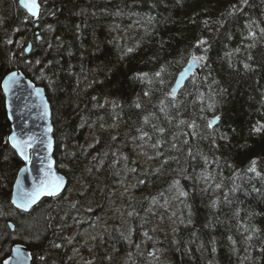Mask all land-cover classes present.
Segmentation results:
<instances>
[{
	"label": "trees",
	"instance_id": "16d2710c",
	"mask_svg": "<svg viewBox=\"0 0 264 264\" xmlns=\"http://www.w3.org/2000/svg\"><path fill=\"white\" fill-rule=\"evenodd\" d=\"M18 1L0 0V264L15 243L32 264H264V0H39L35 20ZM16 69L45 90L68 180L28 212L10 201Z\"/></svg>",
	"mask_w": 264,
	"mask_h": 264
},
{
	"label": "water",
	"instance_id": "95a60500",
	"mask_svg": "<svg viewBox=\"0 0 264 264\" xmlns=\"http://www.w3.org/2000/svg\"><path fill=\"white\" fill-rule=\"evenodd\" d=\"M18 2L20 7L27 12L26 8L21 4V0ZM37 3L39 5V0H37ZM38 16L30 17L35 20ZM29 45L31 46V42H29L25 48ZM30 50L26 53H29ZM190 60L191 57L177 74L170 89V93L172 95L177 94L192 75L199 73L202 62L190 63ZM13 72L16 73L14 78L11 77V73ZM6 80L9 81L7 85L5 84ZM13 80L15 83L12 82ZM1 89L4 95L6 116L10 124V133L8 134V137L15 134L18 141H30L32 143V147L26 149L29 158L25 160L23 156L20 155V152L13 148L12 143L7 137L9 145L22 161V165L18 169L11 189L10 198L11 204L16 209L21 210L12 203L13 193L17 191H32L34 186H36L44 177V172L48 170L47 166L49 162H51L52 165L51 173L55 176L61 177L63 180V187L57 195L64 192L67 187L68 180L56 166L54 157L55 140L51 120V108L44 88L32 82L22 70L16 69L10 71L4 76L1 81ZM218 119L219 118L217 116L211 119V126H214L218 122ZM49 140L51 141L50 148L47 146V142ZM55 196L46 194L41 195L40 199L35 204L31 205L28 211L37 205L43 198H52ZM9 226L12 229L14 227L12 222H9ZM16 249L22 250L25 254L23 258L18 256ZM5 260H9V264H31L32 249L22 243H15L11 247L10 254L3 260L2 264H4Z\"/></svg>",
	"mask_w": 264,
	"mask_h": 264
},
{
	"label": "snow or ice",
	"instance_id": "6c2138e0",
	"mask_svg": "<svg viewBox=\"0 0 264 264\" xmlns=\"http://www.w3.org/2000/svg\"><path fill=\"white\" fill-rule=\"evenodd\" d=\"M247 0H241V3H246ZM21 4L26 8L27 12L32 17H37L39 13V5L37 3V0H21ZM232 8L234 10H238L236 8V5H233ZM27 19V17H26ZM18 31V29H17ZM262 34H264V29L260 30ZM249 37H255L256 33L249 31L248 33ZM37 39H39V36L37 35ZM8 44H12L13 41L11 39L7 40ZM19 44V42H17ZM207 42L204 40H199L198 45L204 46ZM31 46L29 45L27 48H25V52H28L30 50ZM128 52H132L133 49H128ZM238 51V50H237ZM205 52H207V48H205ZM228 55V54H226ZM207 57L205 55H193L191 57L190 63H200L204 61ZM37 64L40 63L39 60L36 61ZM244 67L247 69L249 65L245 64ZM155 75L158 77L160 76V72H156ZM16 73H11V77H15ZM148 76L147 73H134L132 78L133 79H139L143 81ZM15 83V81H12ZM9 81H5V84L7 85ZM147 95V93H145ZM95 99V97L93 98ZM99 107H103V105H98ZM141 105L136 104V107L139 108ZM113 107H117V105L114 103ZM211 107V105L209 106ZM146 119V118H145ZM183 123V121H181ZM209 127H211V124H209ZM262 129H264V125L257 126L253 129L255 132H260ZM160 131H163V129H159ZM144 135H147L146 133ZM31 139V138H30ZM115 139V137H113ZM8 140L12 143L13 148L17 149L20 152V155L23 156L25 160H27L29 157L27 155L26 149L32 147V143L30 141L28 142H20L16 139L15 134L8 137ZM47 146L51 147V141L49 140L47 142ZM256 163L257 161L253 159L251 161V167L248 168V171L250 172H256ZM51 162H49L47 166V171L44 172V177L40 180V182L34 186L32 191L30 192H24V191H17L13 193V199L12 203L16 205L17 208L21 209L22 211H28V209L31 207V205L35 204L41 197V195H52L55 196L59 193L60 189L63 187V180L59 176H55L51 173ZM259 175V173H257ZM181 195H186V193L181 192ZM61 245L54 244L53 247L59 248ZM215 249H213L214 251ZM16 252L19 257L23 258L25 255L21 249H16ZM43 259V257L41 258ZM4 264H9V260H5Z\"/></svg>",
	"mask_w": 264,
	"mask_h": 264
},
{
	"label": "rangeland",
	"instance_id": "374dc122",
	"mask_svg": "<svg viewBox=\"0 0 264 264\" xmlns=\"http://www.w3.org/2000/svg\"><path fill=\"white\" fill-rule=\"evenodd\" d=\"M7 139V136L5 137ZM69 194V193H68ZM87 262V261H86ZM85 257L79 256L78 260L74 261L73 264H86Z\"/></svg>",
	"mask_w": 264,
	"mask_h": 264
},
{
	"label": "flooded vegetation",
	"instance_id": "af4514ba",
	"mask_svg": "<svg viewBox=\"0 0 264 264\" xmlns=\"http://www.w3.org/2000/svg\"><path fill=\"white\" fill-rule=\"evenodd\" d=\"M33 259H34V254H33V252H32V262H31V264L33 263Z\"/></svg>",
	"mask_w": 264,
	"mask_h": 264
}]
</instances>
